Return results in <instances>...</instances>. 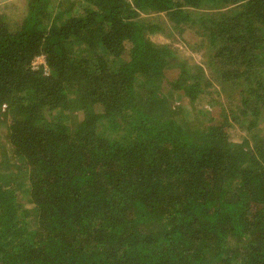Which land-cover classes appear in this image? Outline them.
Listing matches in <instances>:
<instances>
[{
  "label": "trees",
  "instance_id": "obj_1",
  "mask_svg": "<svg viewBox=\"0 0 264 264\" xmlns=\"http://www.w3.org/2000/svg\"><path fill=\"white\" fill-rule=\"evenodd\" d=\"M0 264H264V0L1 2Z\"/></svg>",
  "mask_w": 264,
  "mask_h": 264
},
{
  "label": "rangeland",
  "instance_id": "obj_2",
  "mask_svg": "<svg viewBox=\"0 0 264 264\" xmlns=\"http://www.w3.org/2000/svg\"><path fill=\"white\" fill-rule=\"evenodd\" d=\"M24 1L25 0H0V3L1 2H9V3L15 2L16 5H19L20 7H22V3ZM166 33L167 32L165 31L162 34L155 36L154 38L162 42L167 41L171 43L179 50L177 53L178 56H181V58H183V56L186 55L185 58L187 59L190 58L193 61V63H196L200 66L205 67L206 63H205V59L202 58V53L190 48V46L187 44V42L191 44V42H193V39L195 38L194 32L189 27L184 29V31L179 35L176 33H173L174 36L169 39L167 38ZM206 100L207 99H204V101ZM204 101L202 100L201 102H199L202 107L203 106L205 107Z\"/></svg>",
  "mask_w": 264,
  "mask_h": 264
},
{
  "label": "built area",
  "instance_id": "obj_3",
  "mask_svg": "<svg viewBox=\"0 0 264 264\" xmlns=\"http://www.w3.org/2000/svg\"><path fill=\"white\" fill-rule=\"evenodd\" d=\"M31 67L34 69H37L38 67H42L44 71H46L44 56L42 54L36 56L31 62Z\"/></svg>",
  "mask_w": 264,
  "mask_h": 264
}]
</instances>
